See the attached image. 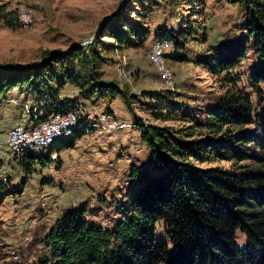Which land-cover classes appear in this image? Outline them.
<instances>
[{
	"label": "trees",
	"instance_id": "16d2710c",
	"mask_svg": "<svg viewBox=\"0 0 264 264\" xmlns=\"http://www.w3.org/2000/svg\"><path fill=\"white\" fill-rule=\"evenodd\" d=\"M236 1L244 9L240 27L246 37L225 54L209 55L204 63L224 89L215 108L203 120L190 116L192 125L183 130L141 126L140 140L149 156L142 168L131 171L142 187L124 205L128 214L105 229L89 219L84 206L67 209L39 240L47 253L35 264H264V106L254 117L252 97L231 78L250 51L261 63L251 84L257 90L264 83V0ZM0 21L12 29L21 25L17 12L3 7ZM118 21L105 25L88 48L48 53L41 64L0 67V103L13 90L30 98L27 126L35 129L53 115L79 116L70 139L57 141L46 153L15 156L26 177L18 185L9 179L0 182V204L7 198L22 202L36 166L46 167L52 152L74 148L82 133H88L81 114L73 111L80 101L111 104L121 97L128 110L136 103L135 96L103 81L106 59L99 48L108 35L123 48L143 45L149 33L140 27L116 31ZM177 33L184 35L181 29ZM156 38L170 45L177 42L167 30ZM67 85L78 89L77 97L63 95ZM169 99L158 100L172 104ZM212 159L231 162L236 171L198 167ZM244 162L250 164L241 165ZM159 222L167 239L158 236ZM238 232L244 235L243 246L238 244Z\"/></svg>",
	"mask_w": 264,
	"mask_h": 264
},
{
	"label": "rangeland",
	"instance_id": "374dc122",
	"mask_svg": "<svg viewBox=\"0 0 264 264\" xmlns=\"http://www.w3.org/2000/svg\"><path fill=\"white\" fill-rule=\"evenodd\" d=\"M0 7L17 12L21 21L14 29L0 21V67L41 64L48 53H66L74 45L95 40L101 29L115 19H119L116 31L140 27L149 33L145 43L136 47L119 48V41L110 35L103 39L99 48L106 59L103 81L135 96L137 101L129 110L121 97L111 104L80 101L73 111L81 114L88 129L82 134L100 135L102 139L98 147L85 139L71 151L69 159H80L81 169L76 171L73 163L59 168L54 163L47 171L37 166L28 178L24 200L0 204V264H35L47 253L39 240L68 208L84 206L89 219L105 229H112L128 214L124 205L142 187L134 182L131 171L142 168L149 156L140 140L141 126L183 130L192 125L190 116L203 120L207 111L215 108L224 89L204 63L209 55L225 54L228 47L246 37L240 27L244 9L236 0H0ZM179 29L184 35L177 33ZM165 30L172 31L177 42H158L156 35ZM92 43L80 47L88 48ZM161 46L156 52L165 59V74L153 62L156 52L152 47ZM260 67L258 58L249 51L231 73L237 87L252 97L254 117L264 106V83L257 90L251 84L252 74ZM77 93L78 89L68 85L63 95L75 97ZM163 96L172 104L159 103ZM30 102V98L13 90L0 103V175H7L14 185L20 184L26 174L10 152L9 141L21 129H33L27 126ZM57 116L64 115L51 118ZM114 121L126 127L110 133L107 127ZM198 167L236 171V165L216 159ZM50 192L53 194L46 197L51 202L44 209L37 197ZM157 233L162 239L168 238L162 222L157 223ZM237 241L240 246L245 244L241 232L237 233Z\"/></svg>",
	"mask_w": 264,
	"mask_h": 264
},
{
	"label": "bare ground",
	"instance_id": "6f19581e",
	"mask_svg": "<svg viewBox=\"0 0 264 264\" xmlns=\"http://www.w3.org/2000/svg\"><path fill=\"white\" fill-rule=\"evenodd\" d=\"M155 66L161 71L160 73H166V64L165 59L159 52L155 53L153 58ZM75 118V122L72 123ZM64 123L72 124H61V121ZM79 121V116L76 113H70L61 117H56L54 119L50 118L47 122H43L39 127L54 128L53 131H35L32 129L30 131H24L21 129L19 132H16L9 141L11 153L14 156H22L27 151L41 154L46 153L49 148L52 147L57 141L64 140L71 136L73 131L76 129ZM112 124H116L113 127H109ZM107 127V130L110 133L120 131L126 127V125L114 121ZM38 128V127H37ZM65 136V137H64ZM51 146V147H50Z\"/></svg>",
	"mask_w": 264,
	"mask_h": 264
},
{
	"label": "crops",
	"instance_id": "0c3cea01",
	"mask_svg": "<svg viewBox=\"0 0 264 264\" xmlns=\"http://www.w3.org/2000/svg\"><path fill=\"white\" fill-rule=\"evenodd\" d=\"M68 86V85H67ZM77 90V89H76ZM64 93V92H63ZM78 96V93H77V95L75 96V97H77ZM70 97H73V96H70ZM88 140V142H91L90 144H91V146H93V147H98L97 145L98 144H101L102 143V139H101V136L100 135H98V136H92V137H89V136H87V135H84V136H82L81 138H79L77 141H76V143H75V146H74V148H71V149H64V150H61V151H58V150H55L54 152H52V154L50 155V163L46 166V167H44V170L45 171H47V169H50V168H52V164H54V163H56V165L58 166V168L59 167H61V166H63V167H65L67 164H70V163H73L72 164V168H74L76 171H79L80 169H81V160L80 159H78V158H73L72 157V159H69V157L71 156V151H75V150H77L79 147H80V143L83 141V143H84V140ZM64 157H65V159H67V161H65V159H64ZM67 157V158H66ZM63 161V162H62ZM64 163V164H63ZM37 167V166H36ZM71 178V177H70ZM8 179H9V177L7 176V175H5V174H2V175H0V182H7L8 181ZM45 179H47V178H45ZM49 180V179H48ZM69 180H71V179H68V181ZM54 182V181H53ZM50 183V182H49ZM55 183V182H54ZM45 190H43V192H44ZM46 192V191H45ZM51 194H53V192H50V193H47V194H42L41 195V198H40V196L39 197H37V201H40V202H42V204L44 205V209H47L48 208V206H49V203L51 202L50 201V197H46V196H49V195H51ZM26 195V193L24 192V195L23 196H25ZM57 197H58V195H57ZM12 201V202H15L16 200L14 199V198H7L6 200H4V202H7V201ZM3 202V203H4ZM3 203H1V204H3ZM72 208H74V207H72ZM69 209V208H68ZM64 213V212H63ZM62 213V214H63ZM62 216V215H61ZM60 216V217H61ZM59 217V218H60ZM58 218V219H59ZM57 221V220H56ZM55 221V222H56ZM54 222V223H55ZM52 227V226H51ZM50 227V228H51Z\"/></svg>",
	"mask_w": 264,
	"mask_h": 264
},
{
	"label": "built area",
	"instance_id": "2783aa9c",
	"mask_svg": "<svg viewBox=\"0 0 264 264\" xmlns=\"http://www.w3.org/2000/svg\"><path fill=\"white\" fill-rule=\"evenodd\" d=\"M162 48H163V46H161L160 48H153L152 47V50H155V52H156V49H162ZM73 122H75V118L73 119L72 123ZM72 123H64V121L62 120L60 125H63V124H72ZM54 128H58V127H53V128L38 127V128H35V131H48V132H51V131H53Z\"/></svg>",
	"mask_w": 264,
	"mask_h": 264
},
{
	"label": "water",
	"instance_id": "95a60500",
	"mask_svg": "<svg viewBox=\"0 0 264 264\" xmlns=\"http://www.w3.org/2000/svg\"><path fill=\"white\" fill-rule=\"evenodd\" d=\"M94 41V39L91 41V42H86V43H84V44H77V45H74V46H82V45H87V44H90V43H92Z\"/></svg>",
	"mask_w": 264,
	"mask_h": 264
}]
</instances>
